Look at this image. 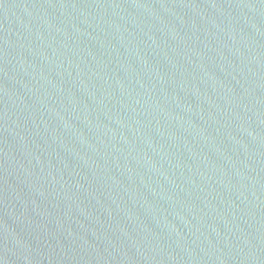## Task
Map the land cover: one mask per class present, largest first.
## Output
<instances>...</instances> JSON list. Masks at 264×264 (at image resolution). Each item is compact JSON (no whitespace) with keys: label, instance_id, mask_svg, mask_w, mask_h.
Returning <instances> with one entry per match:
<instances>
[{"label":"water","instance_id":"obj_1","mask_svg":"<svg viewBox=\"0 0 264 264\" xmlns=\"http://www.w3.org/2000/svg\"><path fill=\"white\" fill-rule=\"evenodd\" d=\"M0 264H264V0H0Z\"/></svg>","mask_w":264,"mask_h":264}]
</instances>
